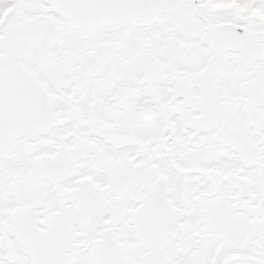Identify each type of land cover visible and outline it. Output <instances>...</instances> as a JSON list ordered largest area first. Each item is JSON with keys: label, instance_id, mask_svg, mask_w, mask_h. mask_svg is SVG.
Listing matches in <instances>:
<instances>
[{"label": "snow or ice", "instance_id": "6c2138e0", "mask_svg": "<svg viewBox=\"0 0 264 264\" xmlns=\"http://www.w3.org/2000/svg\"><path fill=\"white\" fill-rule=\"evenodd\" d=\"M0 264H264V0H0Z\"/></svg>", "mask_w": 264, "mask_h": 264}]
</instances>
